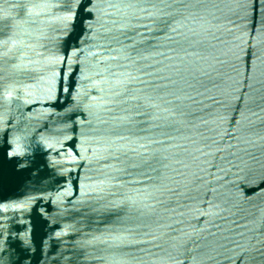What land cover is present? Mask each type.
Here are the masks:
<instances>
[{"label": "water", "instance_id": "95a60500", "mask_svg": "<svg viewBox=\"0 0 264 264\" xmlns=\"http://www.w3.org/2000/svg\"><path fill=\"white\" fill-rule=\"evenodd\" d=\"M0 264H264V0H0Z\"/></svg>", "mask_w": 264, "mask_h": 264}]
</instances>
